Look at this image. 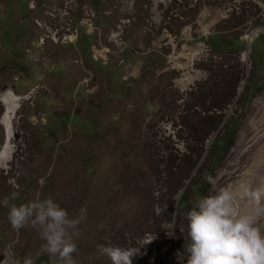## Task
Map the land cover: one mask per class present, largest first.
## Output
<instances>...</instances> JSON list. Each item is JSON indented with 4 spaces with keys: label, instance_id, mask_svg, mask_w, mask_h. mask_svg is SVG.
I'll list each match as a JSON object with an SVG mask.
<instances>
[{
    "label": "rangeland",
    "instance_id": "1",
    "mask_svg": "<svg viewBox=\"0 0 264 264\" xmlns=\"http://www.w3.org/2000/svg\"><path fill=\"white\" fill-rule=\"evenodd\" d=\"M64 1L0 0V264H264V204L231 244L218 208L264 146V0Z\"/></svg>",
    "mask_w": 264,
    "mask_h": 264
},
{
    "label": "bare ground",
    "instance_id": "2",
    "mask_svg": "<svg viewBox=\"0 0 264 264\" xmlns=\"http://www.w3.org/2000/svg\"><path fill=\"white\" fill-rule=\"evenodd\" d=\"M253 34L254 32H252V34L248 36L250 41H252V39L255 37L257 33H255L254 35ZM196 56L198 55L197 54L193 55V58H195ZM188 80L189 81L185 79L182 81V84L184 85V87H187L190 83L193 82V80H190V79ZM21 99L22 97L15 94L11 90L6 91L4 94L0 96V101H2L5 106V111L3 112L4 114L1 116V119H0V124L4 127V130H5L4 141L1 146L0 165H3L4 163H8L10 161L12 157V153L15 148L14 139L16 137V130H15L16 128H15L14 120H15L16 113H18L19 108L21 107ZM24 99H28V98L25 97ZM261 131L263 130L261 129L260 132ZM263 138H264V135L262 133L257 139L260 142L263 140ZM247 142H248L247 134L243 132L238 142V145L236 147V151L239 155L245 152ZM253 159H254V162L252 166L250 165L252 168L250 169L248 174L246 173L247 174L245 176L246 181H244L246 183L245 189H247L249 195H245L244 200L239 201L235 198L236 191L232 188L231 190H228V192L225 194L224 198L221 199L218 205V208H221L224 212V221L226 223L225 225L226 228H224L225 231L221 230L222 232L221 239L225 240L228 244H231L235 240L236 235H237L236 234L237 230L239 232L241 230L240 228H242L244 225L246 227V224L247 226H251V222H253V217L254 218L259 217L258 214H259L260 208H262V205L264 204V146L263 144H262L261 149L258 151V153L256 152L253 155ZM239 184H241V182ZM237 203L239 204V207L236 206ZM244 216H246L245 220H244ZM242 219H243V226H238L237 225L238 221ZM249 232L250 230L246 229L244 236H246L247 233L249 234Z\"/></svg>",
    "mask_w": 264,
    "mask_h": 264
},
{
    "label": "built area",
    "instance_id": "3",
    "mask_svg": "<svg viewBox=\"0 0 264 264\" xmlns=\"http://www.w3.org/2000/svg\"><path fill=\"white\" fill-rule=\"evenodd\" d=\"M85 1L86 4L83 6V10L85 11V16L83 17L84 24L90 30H95V23H94L95 14L93 12V7L89 4V0H85ZM76 5H77V0H65L64 4L58 9L56 8L47 9L46 7H44V9L45 10L47 9V11L45 12V14H43V16L50 19L61 16V21H64L65 18H67V16L71 13V11ZM31 8H37L35 3L31 5ZM35 23L41 29H44L47 25L45 22H43L40 19H35ZM58 33L59 31L54 32L51 30L50 32V34H52L51 40L56 43L63 42L65 44H76L80 35L79 30L77 28H74L73 25L70 28H68L65 33H61L60 36L58 35ZM87 33L89 34L90 32L87 31ZM42 41L45 42V39L43 38Z\"/></svg>",
    "mask_w": 264,
    "mask_h": 264
},
{
    "label": "trees",
    "instance_id": "4",
    "mask_svg": "<svg viewBox=\"0 0 264 264\" xmlns=\"http://www.w3.org/2000/svg\"><path fill=\"white\" fill-rule=\"evenodd\" d=\"M195 188H196V186H195Z\"/></svg>",
    "mask_w": 264,
    "mask_h": 264
}]
</instances>
